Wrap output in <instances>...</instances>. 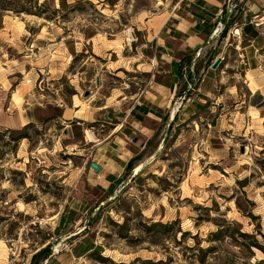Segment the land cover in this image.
<instances>
[{"label":"rangeland","instance_id":"374dc122","mask_svg":"<svg viewBox=\"0 0 264 264\" xmlns=\"http://www.w3.org/2000/svg\"><path fill=\"white\" fill-rule=\"evenodd\" d=\"M185 3L32 0L41 17L0 11V81L9 91L22 84L42 104L23 131L27 138L16 141L19 134L0 128V264H31L44 248L38 264H190L187 248L195 243L217 247L206 264L223 256H238L237 264L264 260L256 249L239 253L230 240L207 242L217 225L238 223L264 245V171L256 163L264 159V104L256 112L240 103L247 91L231 48L223 74L218 66L223 78L212 104L199 111L185 104L172 118L176 101L139 175L120 179L111 195L87 181L110 124L126 122L127 111L155 87L156 50L148 42L155 22L184 14ZM98 108L116 110L123 121L90 117ZM77 109L76 117L90 122L68 127L64 117ZM151 223L176 225L165 236H146L142 226Z\"/></svg>","mask_w":264,"mask_h":264},{"label":"crops","instance_id":"0c3cea01","mask_svg":"<svg viewBox=\"0 0 264 264\" xmlns=\"http://www.w3.org/2000/svg\"><path fill=\"white\" fill-rule=\"evenodd\" d=\"M186 1L188 3H185L182 9L184 14L177 13L159 23L155 22L156 28L150 35V41L148 40L156 50L154 60L157 68L153 72V91L147 96H142L127 111L126 122L121 125L108 123L113 127L107 134H103L102 140L96 145L94 164L100 168V172L96 173L94 170L92 174L88 173L92 178L87 181L90 186L105 190L104 194L111 195L117 190L120 179L127 177L125 169L128 163L143 152L142 158L135 163L131 171L134 174L135 171L139 172V165L155 150L153 146L158 145L157 138L161 139L165 125L171 122L170 115L176 101H180L181 105L172 118L178 117L185 106L199 111L206 103L212 104L210 100L215 98L217 86L223 77L219 75L218 68L212 70L210 66L215 59H222L219 71L223 74L222 66L227 68L230 65L229 59L226 60L229 58L230 48L235 51L236 59L233 64L243 74L242 82L247 91V97L240 103L256 112L264 104V38L250 26L241 29V37L238 40L233 39L226 30L219 37H215L212 32L217 16L222 10L223 0ZM217 40H220L222 45H217ZM230 41L232 43H229ZM236 43L238 51L235 50ZM149 48H152V45ZM239 54H242V58ZM186 55L193 56L192 61L198 63V68L194 71V65L190 66V78L180 80L179 63ZM184 84L185 88L180 92ZM5 85V82L0 81V128L18 130L33 122L34 113H38L42 104L34 102V95L22 88V84L17 90L10 91L3 87ZM14 98L18 99V103L14 102ZM106 110L108 109L98 108L90 117L101 115L111 122L123 121V117L116 115V110ZM79 111L77 109L71 118L64 117L68 121V127H71L72 118L75 119V125L90 122L85 117H76ZM65 113L63 110L62 114ZM84 132L85 130L81 129V133ZM69 209L77 211L72 207Z\"/></svg>","mask_w":264,"mask_h":264},{"label":"trees","instance_id":"16d2710c","mask_svg":"<svg viewBox=\"0 0 264 264\" xmlns=\"http://www.w3.org/2000/svg\"><path fill=\"white\" fill-rule=\"evenodd\" d=\"M32 0H0V11L1 12H7V13H12L17 16H20L22 14L24 15H36L38 17H41L42 15L40 14V11H33V9L28 5L31 3ZM63 1H61L62 3ZM193 56L192 55H186L184 56L179 63V72L178 76L180 80H183L186 78L187 80L190 78V66L192 64L194 65V71H197L198 68V63L195 62L193 63ZM185 88L184 86L181 88L180 92H183V89ZM208 104V103H207ZM207 104L204 106V108H207ZM71 127H75V122H71ZM32 125L28 124L25 127H23L21 130H6L8 133H17L19 134L18 137H16V141L23 140L27 138L25 133L23 131L27 130L30 128ZM173 123L170 125L169 129V134L172 130ZM168 137V136H167ZM167 137L163 140L164 144L167 142ZM149 142L147 143V145ZM151 145V143H150ZM153 148H156V146H153ZM262 154H264V143H263V150L261 151ZM143 152L139 154L136 158H134L132 161L128 163L126 166L125 172L126 176H129L131 174L132 169H134L135 163L139 161L142 156ZM256 161L257 164H259L261 167H263L264 171V159L259 161ZM139 175V173L137 174ZM136 175V176H137ZM135 178V177H134ZM133 178V180H134ZM132 180V181H133ZM238 184H241L238 182ZM172 186V185H171ZM245 186V185H243ZM247 204L250 205L249 201H247ZM107 205V204H106ZM236 207L238 208L239 212L249 218H253L251 213L246 212L245 209H242L241 205L236 202ZM97 219V215H95ZM176 225V223H171V224H161V223H151L150 225H145L143 224V232L146 234V236H151L152 234H163V236L166 235L168 231H172L173 227ZM126 224H123L122 227H125ZM177 232H180V229L178 228ZM185 233H181V236L183 237ZM263 239L264 235L262 233H258ZM122 239H125L128 243L131 244V239L128 237V235H120ZM238 238L243 239L246 241V243H241L239 242ZM225 240H230L232 245L235 247H238L240 249L239 253H242L243 250H246V252H249L252 254V249H256L259 252H261L264 256V245L260 244L254 235L252 234H247L242 232V228L240 224L238 223H224L222 225H217V230L213 233L209 234V237L207 238V242L209 243H219L220 245L222 243H225ZM179 243V242H178ZM153 244V243H152ZM193 255L192 257V262L190 264H206V259L208 256H214L217 251V247H207L205 249H201L199 247V243H195L193 246H190L187 248ZM48 251V248H44L36 252L32 258H31V264H38L37 260L38 258L44 254L45 252ZM229 255V254H228ZM232 256V255H231ZM234 258H238V256H233V258H230L229 256H223L221 258H218L220 261V264H237V261L234 260ZM143 264H163L162 261H159L157 263H151L149 261L143 262ZM259 264H264V260L259 261Z\"/></svg>","mask_w":264,"mask_h":264},{"label":"built area","instance_id":"2783aa9c","mask_svg":"<svg viewBox=\"0 0 264 264\" xmlns=\"http://www.w3.org/2000/svg\"><path fill=\"white\" fill-rule=\"evenodd\" d=\"M246 26L252 27L264 38V0H223L212 35L219 37L226 30L238 40L241 29ZM239 57L242 58V54Z\"/></svg>","mask_w":264,"mask_h":264},{"label":"water","instance_id":"95a60500","mask_svg":"<svg viewBox=\"0 0 264 264\" xmlns=\"http://www.w3.org/2000/svg\"><path fill=\"white\" fill-rule=\"evenodd\" d=\"M221 61H222V59H220V58L215 59V61H214V62L212 63V65L210 66V68H211L212 70H216V69L218 68V66L221 64ZM85 96H88V93H86ZM169 129H170V124H169V126H168V128H167V130H166V135H165V136L168 135ZM90 167H91L93 170H95L96 173H99V172H100V168H99L96 164H94V163H90ZM137 174H138V173H137ZM137 174H136V175H137ZM133 176H135V175H133ZM104 202L106 203L107 200H105Z\"/></svg>","mask_w":264,"mask_h":264},{"label":"bare ground","instance_id":"6f19581e","mask_svg":"<svg viewBox=\"0 0 264 264\" xmlns=\"http://www.w3.org/2000/svg\"><path fill=\"white\" fill-rule=\"evenodd\" d=\"M138 171H135V174H137Z\"/></svg>","mask_w":264,"mask_h":264}]
</instances>
